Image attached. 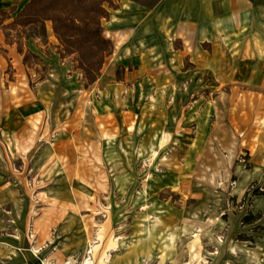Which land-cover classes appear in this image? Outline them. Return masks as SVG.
<instances>
[{
  "label": "rangeland",
  "instance_id": "374dc122",
  "mask_svg": "<svg viewBox=\"0 0 264 264\" xmlns=\"http://www.w3.org/2000/svg\"><path fill=\"white\" fill-rule=\"evenodd\" d=\"M204 22L189 43L150 20L143 69L103 32L92 82L46 21H0V264H264V12L237 35Z\"/></svg>",
  "mask_w": 264,
  "mask_h": 264
},
{
  "label": "crops",
  "instance_id": "0c3cea01",
  "mask_svg": "<svg viewBox=\"0 0 264 264\" xmlns=\"http://www.w3.org/2000/svg\"><path fill=\"white\" fill-rule=\"evenodd\" d=\"M26 1L27 0H24L22 4ZM116 2L118 6L113 9L114 12L112 14L110 12L112 18L110 17L111 19H109L114 27L105 30H110L114 33H126L119 47L116 46L115 40L113 38L111 39L114 41L117 51L127 48L126 50H130L131 53L133 52L136 54L135 50H137L138 54H142L141 57H137V60L140 61L139 69L147 68V65H145L147 57H145L144 53L152 51L149 50V48H151L148 43L150 34L149 28H147L150 20L159 19L163 21L167 29L173 26L176 30L175 33L178 39L184 42L189 41V43H195L197 39L209 36V33L204 31L208 28V25H205L207 23L204 21L213 22L214 24H212V27L216 29L217 32L220 27H226L227 30L230 29L235 31L237 35L241 27L246 29L250 26L254 13L259 12L262 14V12H264V1L262 0H155L153 7H149L147 3L140 0H116ZM219 21L224 24L222 23V25H219ZM46 22L48 23V21ZM129 22L133 23L128 24ZM1 36L0 34V38ZM143 45H145L144 48H140V46L142 47ZM244 47V49H246V45ZM8 54L9 62L16 61L18 63L16 67L21 69L20 62L22 63L25 52L20 53L17 48L15 49L11 46ZM4 59L7 60L6 57H4ZM256 99L258 101L257 104L251 107L253 113L252 121L253 119H258L255 118L256 112L264 114V98ZM18 109L20 110L21 108H17L14 111ZM3 115L4 114H2V116ZM6 118L3 117L4 121L1 127V130H3L2 134L5 135L6 131L8 134L12 133V136L15 137L14 134L20 133L23 125L19 123L18 126H16V123H13L10 118ZM261 130H263V127L258 130L259 133ZM260 147L262 146L260 145ZM36 221L37 219L33 218L32 222L26 225L27 230H30L34 235L31 236L34 237L31 238V241L35 242L39 240L37 232H34L37 228ZM0 256H2V254H0ZM1 259L4 260L3 258Z\"/></svg>",
  "mask_w": 264,
  "mask_h": 264
},
{
  "label": "trees",
  "instance_id": "16d2710c",
  "mask_svg": "<svg viewBox=\"0 0 264 264\" xmlns=\"http://www.w3.org/2000/svg\"><path fill=\"white\" fill-rule=\"evenodd\" d=\"M112 0H27L20 8L13 5L0 9V21L6 28L26 29L32 24L50 20L60 41L62 53L78 54L80 68L92 82L100 75L104 59L112 53L113 42L103 34L102 19L110 17L104 6ZM15 13V17L12 14ZM13 19L4 24L5 21ZM23 53L22 48H18ZM29 52L24 54L27 62ZM245 218V223L250 220Z\"/></svg>",
  "mask_w": 264,
  "mask_h": 264
},
{
  "label": "bare ground",
  "instance_id": "6f19581e",
  "mask_svg": "<svg viewBox=\"0 0 264 264\" xmlns=\"http://www.w3.org/2000/svg\"><path fill=\"white\" fill-rule=\"evenodd\" d=\"M48 28H49V31H50V34L52 35L53 38L56 39L55 37V34H54V31H53V28H52V22L51 21H48ZM104 34L106 37L108 38H113L116 42V46L119 47L121 45V43L123 42L125 36H126V33H121V32H111L110 30H105L104 31ZM16 65H18V63L16 62ZM12 92L13 93H16V88H13L12 89ZM131 129H133V125L130 126ZM29 151V150H28ZM32 236V235H31ZM97 246H95V249H96ZM117 248H113L110 252L112 251H116ZM37 252H39L40 250H36ZM94 251V249L92 250V252ZM108 252L106 254V256L102 259V261L100 262V264H111L112 263V254ZM91 260L88 259L87 263L86 264H89V261ZM44 264H49L48 261H45Z\"/></svg>",
  "mask_w": 264,
  "mask_h": 264
}]
</instances>
